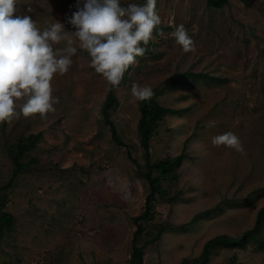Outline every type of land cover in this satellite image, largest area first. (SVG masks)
I'll use <instances>...</instances> for the list:
<instances>
[{"label": "rangeland", "instance_id": "1", "mask_svg": "<svg viewBox=\"0 0 264 264\" xmlns=\"http://www.w3.org/2000/svg\"><path fill=\"white\" fill-rule=\"evenodd\" d=\"M77 3L18 0L15 15L31 16L41 31L58 21L73 32L67 21ZM145 3L121 0L124 7ZM156 10L161 25L118 86L95 72L73 37L77 53L69 71L51 82L56 111L0 124V186L11 180L14 167L9 145L42 134L26 154L33 156L31 167L7 188L6 209L14 221L0 237V264H127L133 239L143 248L144 264H192L208 239L253 226L264 205V0H228L221 7L206 0H157ZM179 25L195 51L185 53L176 43ZM65 46L62 41L53 48ZM133 83L150 87L167 109L149 141L152 161L185 155L175 180L163 181L169 194L157 195L155 215L140 219V231L135 217L145 213L151 186ZM111 90L117 101L110 117L127 146L114 140L105 119ZM209 121L215 126L207 127ZM227 132L238 136L244 154L212 144ZM262 243L216 248L201 264H264V232Z\"/></svg>", "mask_w": 264, "mask_h": 264}, {"label": "clouds", "instance_id": "2", "mask_svg": "<svg viewBox=\"0 0 264 264\" xmlns=\"http://www.w3.org/2000/svg\"><path fill=\"white\" fill-rule=\"evenodd\" d=\"M17 2L0 0V124H11L21 114L44 119L56 111L54 104L59 98L53 97L51 82L56 74L63 76L69 71L71 57L77 53L73 37L91 57L95 72L116 87L136 58L144 56L147 49L141 45L147 46L161 25L157 0L127 7L121 5V0H78V10L67 21L75 31H66L58 21L41 31L31 16L15 15ZM158 34L163 35L162 29ZM173 36L185 53L195 51L194 41L183 25ZM62 41L67 46L54 50L53 45ZM131 95L148 101L154 91L133 83ZM17 102H22L19 113ZM206 126L214 127L215 121ZM212 144L244 154L242 142L232 132L214 136Z\"/></svg>", "mask_w": 264, "mask_h": 264}, {"label": "trees", "instance_id": "3", "mask_svg": "<svg viewBox=\"0 0 264 264\" xmlns=\"http://www.w3.org/2000/svg\"><path fill=\"white\" fill-rule=\"evenodd\" d=\"M207 4L213 7H221L228 2V0H206ZM126 73V72H125ZM183 74L191 76H209L208 73L204 72H192L187 71ZM125 78V74L123 79ZM122 79V80H123ZM154 96L148 101H139L141 116L139 119V136L141 146L144 150L146 157L147 170L144 173L145 177L151 186V192L147 197L146 211L143 215L135 217V221L138 223V230L140 231L141 223L140 219H149L155 215L153 209L154 201L157 195L167 196L169 189L164 187L163 181L169 180L174 181L177 177L176 169L180 166L184 154L181 153L175 156H169L157 162H153L150 153L149 141L154 131L155 122L161 120L164 113L167 111L166 108L162 107ZM117 101V97L113 90L110 91L104 105L103 112L105 119L111 126V132L114 140L121 145H128L124 139H121L118 134V129L115 122L110 117L109 107ZM42 134L29 133L25 136H20L15 143L9 145V154L14 164L11 180L8 181L4 186H0V237H2L12 226L14 221V215L6 209V203L8 200L7 188L16 179L17 175L24 170H28L33 162V156L27 155L32 151L39 141ZM130 147V146H129ZM129 155L131 150L128 149ZM178 195V194H177ZM177 195L168 197L170 201H174ZM157 200V199H156ZM163 228L159 230L161 232ZM264 232V205H262L256 215L255 222L251 228H248L240 235L234 236L230 234H219L208 239L205 244L203 251L199 257L193 259L192 264H201L209 259L210 253L219 247H245L250 240L258 242L260 246H263L262 238ZM159 234V233H158ZM127 264H144V251L139 246L135 239L132 241L131 257ZM182 264H189L183 262Z\"/></svg>", "mask_w": 264, "mask_h": 264}]
</instances>
